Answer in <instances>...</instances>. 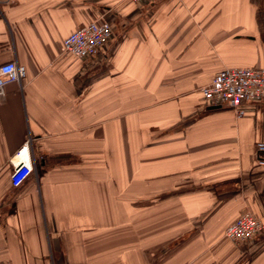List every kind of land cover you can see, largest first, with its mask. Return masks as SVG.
<instances>
[{"label":"crops","instance_id":"0c3cea01","mask_svg":"<svg viewBox=\"0 0 264 264\" xmlns=\"http://www.w3.org/2000/svg\"><path fill=\"white\" fill-rule=\"evenodd\" d=\"M96 21L90 59L63 41ZM26 68L0 97V264H264V99L237 119L202 89L224 69L264 68V0H12L0 66ZM34 166L20 188L10 161Z\"/></svg>","mask_w":264,"mask_h":264},{"label":"built area","instance_id":"2783aa9c","mask_svg":"<svg viewBox=\"0 0 264 264\" xmlns=\"http://www.w3.org/2000/svg\"><path fill=\"white\" fill-rule=\"evenodd\" d=\"M12 0H0V6L10 5ZM143 4L152 0H130ZM113 28L107 21H96L75 31L63 41L66 55L78 60L95 57L112 39ZM26 68L17 62L0 66V97L10 83L22 84L26 78ZM204 99L220 108L231 109L237 119L246 116L248 104L259 103L264 99V68L246 67L224 69L218 72L213 81L202 89ZM259 164L264 166V143L258 145ZM11 184L20 188L32 175L34 166L27 145L10 161ZM264 233V221L251 212L243 213L226 230L227 239L243 245Z\"/></svg>","mask_w":264,"mask_h":264}]
</instances>
